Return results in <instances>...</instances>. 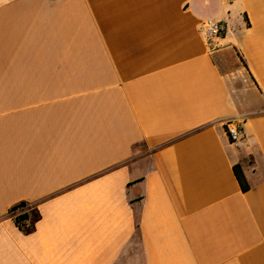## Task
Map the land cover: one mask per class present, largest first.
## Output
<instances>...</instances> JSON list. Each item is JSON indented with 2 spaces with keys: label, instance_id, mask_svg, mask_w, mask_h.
<instances>
[{
  "label": "crops",
  "instance_id": "crops-1",
  "mask_svg": "<svg viewBox=\"0 0 264 264\" xmlns=\"http://www.w3.org/2000/svg\"><path fill=\"white\" fill-rule=\"evenodd\" d=\"M0 264H264V0H0Z\"/></svg>",
  "mask_w": 264,
  "mask_h": 264
},
{
  "label": "trees",
  "instance_id": "trees-1",
  "mask_svg": "<svg viewBox=\"0 0 264 264\" xmlns=\"http://www.w3.org/2000/svg\"><path fill=\"white\" fill-rule=\"evenodd\" d=\"M222 72L226 71L223 68V64L218 62ZM236 177L241 185L244 192L250 190V185L248 184L244 172L240 165L234 167ZM10 213L14 218L16 225L19 229L26 235L33 233L36 230V225L41 219V214L38 208L35 206H30L28 202H21L14 207H12Z\"/></svg>",
  "mask_w": 264,
  "mask_h": 264
},
{
  "label": "built area",
  "instance_id": "built-area-1",
  "mask_svg": "<svg viewBox=\"0 0 264 264\" xmlns=\"http://www.w3.org/2000/svg\"><path fill=\"white\" fill-rule=\"evenodd\" d=\"M205 36L208 42H214L221 39L227 33V26L215 20H206L202 24ZM228 135L232 143H237L244 136L242 129L239 127L238 121L231 119L226 123Z\"/></svg>",
  "mask_w": 264,
  "mask_h": 264
},
{
  "label": "rangeland",
  "instance_id": "rangeland-1",
  "mask_svg": "<svg viewBox=\"0 0 264 264\" xmlns=\"http://www.w3.org/2000/svg\"><path fill=\"white\" fill-rule=\"evenodd\" d=\"M233 83L236 84L237 89L241 88V86H242V82L240 79H237V78L234 79Z\"/></svg>",
  "mask_w": 264,
  "mask_h": 264
}]
</instances>
